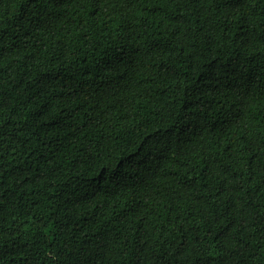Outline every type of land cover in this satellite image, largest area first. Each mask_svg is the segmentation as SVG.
Returning a JSON list of instances; mask_svg holds the SVG:
<instances>
[{
    "label": "trees",
    "instance_id": "trees-1",
    "mask_svg": "<svg viewBox=\"0 0 264 264\" xmlns=\"http://www.w3.org/2000/svg\"><path fill=\"white\" fill-rule=\"evenodd\" d=\"M0 264H264V0H0Z\"/></svg>",
    "mask_w": 264,
    "mask_h": 264
}]
</instances>
